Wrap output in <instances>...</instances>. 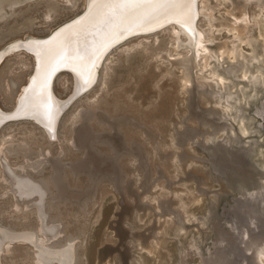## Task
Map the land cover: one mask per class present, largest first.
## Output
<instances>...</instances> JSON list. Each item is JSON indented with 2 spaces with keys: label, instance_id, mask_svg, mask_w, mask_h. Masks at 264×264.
<instances>
[{
  "label": "rangeland",
  "instance_id": "1",
  "mask_svg": "<svg viewBox=\"0 0 264 264\" xmlns=\"http://www.w3.org/2000/svg\"><path fill=\"white\" fill-rule=\"evenodd\" d=\"M85 2H4L0 54L48 37ZM197 9L201 48L174 25L117 45L52 141L27 120L0 128L1 227L54 226L55 240L75 239L81 264H264V0H198ZM31 65L17 50L1 59L3 110H12ZM72 88L71 75L58 74L55 94L68 99ZM39 161L41 174L30 168ZM55 164L65 198L53 190L17 202L16 181L49 179ZM102 166L122 183L96 189ZM8 249L0 264H32L31 244Z\"/></svg>",
  "mask_w": 264,
  "mask_h": 264
},
{
  "label": "bare ground",
  "instance_id": "2",
  "mask_svg": "<svg viewBox=\"0 0 264 264\" xmlns=\"http://www.w3.org/2000/svg\"><path fill=\"white\" fill-rule=\"evenodd\" d=\"M23 1L25 0H0V6L4 2L14 5ZM85 1V9L80 15L59 26L48 37L20 40L12 43L10 48L0 54V61L14 50L21 51L32 59V74L17 97L12 110L5 111L0 107V128L9 122L27 120L41 129L48 141H52L57 136V126L64 111L73 100L93 87L106 56L113 48L128 39L155 33L164 27L174 25L176 26L174 31L182 32L190 46L195 49L202 46V33L200 34L196 28L199 13L198 0ZM55 8L53 6V9ZM237 33L238 40L242 41L240 34L243 33L240 30ZM228 49L231 50V48ZM232 50L231 53L233 52L232 55H234L237 47ZM61 72L71 75L73 82L72 95L65 100L59 98L54 92L56 78ZM188 81L186 77L185 82ZM78 130L76 142L77 145L82 146L88 140L89 133L85 127L79 132ZM42 165L43 163L39 161L30 168L37 171ZM69 165L63 166L68 167ZM80 165L79 167L77 165V168L80 169ZM103 169L106 174L96 178L94 184L96 189L102 180H107L114 185L122 183L121 178L119 180L116 176H109L107 174L109 169L105 170V166ZM43 170L39 171L40 174ZM63 178L59 165L55 164L53 175L49 179L16 181L15 192L19 197H17V202L25 203L26 200L32 202L53 190L59 199H64L66 194ZM26 208L29 213L36 214L31 206H26ZM46 209L47 211L57 209V206L54 203H48ZM55 222L51 220L50 223ZM54 225L56 226V223ZM17 231L0 226V253L3 249L4 251L9 250V246L14 242H24L32 245L33 251L28 252L35 255L32 256V264H81L75 239L67 237L64 240L65 243H62V240H55L57 234L54 226L52 228L45 226L43 222L38 229ZM260 256L262 252L259 251Z\"/></svg>",
  "mask_w": 264,
  "mask_h": 264
}]
</instances>
